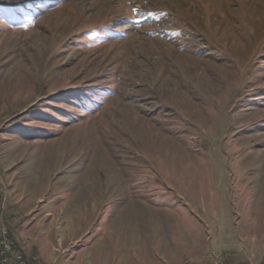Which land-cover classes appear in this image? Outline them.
<instances>
[{
    "label": "rangeland",
    "instance_id": "obj_1",
    "mask_svg": "<svg viewBox=\"0 0 264 264\" xmlns=\"http://www.w3.org/2000/svg\"><path fill=\"white\" fill-rule=\"evenodd\" d=\"M262 175L264 0H0V226L27 257L258 264Z\"/></svg>",
    "mask_w": 264,
    "mask_h": 264
},
{
    "label": "built area",
    "instance_id": "obj_2",
    "mask_svg": "<svg viewBox=\"0 0 264 264\" xmlns=\"http://www.w3.org/2000/svg\"><path fill=\"white\" fill-rule=\"evenodd\" d=\"M0 264H42L37 255L27 257L16 247V240L5 226H0ZM215 264H233L226 259H221ZM258 264H264V259Z\"/></svg>",
    "mask_w": 264,
    "mask_h": 264
},
{
    "label": "bare ground",
    "instance_id": "obj_3",
    "mask_svg": "<svg viewBox=\"0 0 264 264\" xmlns=\"http://www.w3.org/2000/svg\"><path fill=\"white\" fill-rule=\"evenodd\" d=\"M262 155V154H261ZM257 160V159H256ZM255 163V162H254ZM259 185L258 186V189L260 190H264V175H262V179L260 181V183H258Z\"/></svg>",
    "mask_w": 264,
    "mask_h": 264
},
{
    "label": "crops",
    "instance_id": "obj_4",
    "mask_svg": "<svg viewBox=\"0 0 264 264\" xmlns=\"http://www.w3.org/2000/svg\"><path fill=\"white\" fill-rule=\"evenodd\" d=\"M45 264H50V263H45Z\"/></svg>",
    "mask_w": 264,
    "mask_h": 264
}]
</instances>
